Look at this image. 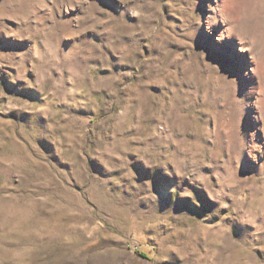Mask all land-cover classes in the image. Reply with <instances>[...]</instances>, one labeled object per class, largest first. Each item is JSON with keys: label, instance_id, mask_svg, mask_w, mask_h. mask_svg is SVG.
Segmentation results:
<instances>
[{"label": "rangeland", "instance_id": "rangeland-1", "mask_svg": "<svg viewBox=\"0 0 264 264\" xmlns=\"http://www.w3.org/2000/svg\"><path fill=\"white\" fill-rule=\"evenodd\" d=\"M0 264H264V0H0Z\"/></svg>", "mask_w": 264, "mask_h": 264}]
</instances>
